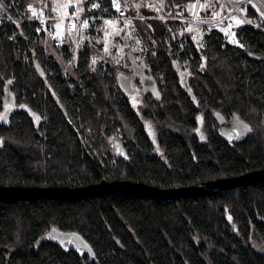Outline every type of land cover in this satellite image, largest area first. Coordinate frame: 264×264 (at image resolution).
<instances>
[{
	"label": "trees",
	"instance_id": "1",
	"mask_svg": "<svg viewBox=\"0 0 264 264\" xmlns=\"http://www.w3.org/2000/svg\"><path fill=\"white\" fill-rule=\"evenodd\" d=\"M122 1L130 14H154L137 0ZM195 1L162 0L176 15H187ZM28 6L2 0L1 8L24 20ZM248 17L259 23L251 7ZM135 22L149 45L138 66L156 86L140 108L149 127L115 69L92 66L87 44L67 75L38 23L0 21V112L10 107L0 120V185L107 179L172 188L264 168V32L245 23L232 34L225 26L159 20L152 33L143 19ZM89 29L84 42L96 33ZM61 55L72 60L69 44ZM237 121L248 126L245 136ZM72 235L81 246L70 245ZM252 235L264 245V179L168 200L131 193L0 200V264H264Z\"/></svg>",
	"mask_w": 264,
	"mask_h": 264
},
{
	"label": "rangeland",
	"instance_id": "2",
	"mask_svg": "<svg viewBox=\"0 0 264 264\" xmlns=\"http://www.w3.org/2000/svg\"><path fill=\"white\" fill-rule=\"evenodd\" d=\"M85 3L86 0H29L28 8L31 10V13L42 10L58 17V20L54 22V35L55 37L58 36L66 41L69 40V46L73 53L72 60L69 62L65 61L61 55V48L52 47L54 39L50 37L47 38L46 45L49 49L48 53L53 54L59 61L64 74L71 75L73 73V67L75 65L78 52L84 48L85 44H87L92 51V66L95 67L98 63H102L108 64L115 69L118 85L129 96L132 104L141 116L140 108L145 105L144 94L149 92L150 89L135 81V78L139 76L136 68H138V64L143 61L144 54L149 50V45L143 34L139 31L138 24L135 21L122 23L115 21H103L95 26V34H87L86 42H84V38L82 36V28H79V30L76 31L75 40L70 39L80 22L75 23L70 29L68 28L66 17H69L70 15H74L76 17L79 14H82L85 10ZM137 3L140 8L145 7L148 10L152 9L153 11L157 4H163L162 0H137ZM224 8H227L228 11L230 9V5L227 0H208L206 5L201 3L202 12L204 9H210L212 11V13L206 15L220 16L222 15L221 12ZM0 10L5 11V9L1 7ZM135 16L146 22L149 32L153 33L155 31L154 25L159 20L155 19L153 15L142 16L136 14ZM144 17L148 18L145 19ZM256 19H258V16ZM84 29L88 31V27H84ZM172 34L175 35L173 31ZM192 35L195 37L194 40L199 46L201 43L202 33L198 30L193 32ZM66 41L64 42L66 43ZM105 48H107V51H105ZM93 60H95V63H93ZM9 112L10 107H7L2 113L0 112V120L7 121ZM141 118L146 126L149 127V122L142 116ZM236 123L239 124L240 128H242L243 132L241 136H245L249 132L248 126L239 121ZM152 129L155 133L154 128ZM46 238L47 236H44V239ZM67 241L71 246L82 245L80 242H76L77 237L74 235L69 236ZM252 243L257 250H264L263 243L258 239V237H254V235H252Z\"/></svg>",
	"mask_w": 264,
	"mask_h": 264
},
{
	"label": "built area",
	"instance_id": "3",
	"mask_svg": "<svg viewBox=\"0 0 264 264\" xmlns=\"http://www.w3.org/2000/svg\"><path fill=\"white\" fill-rule=\"evenodd\" d=\"M264 7V0H260ZM230 5L229 11L220 16L204 15L201 9L200 0H196L191 11L187 15H176L173 8L169 4H157L154 8L153 17L160 21L182 22L198 28H218L225 26L227 30L235 34L240 23H245L251 27L264 32V16L261 15L252 4L247 0H227ZM251 7L258 16L259 24L255 25L248 17V9ZM139 17L128 13L126 6L122 0H86L85 13L81 16L70 15L67 17L69 27L77 22L89 26H97L103 21L134 22ZM145 19L148 17H144ZM57 20L51 14L40 11H35L29 18L19 20L6 11L0 10V21L20 26L22 24L38 23V30L44 33L47 38L54 39V43L58 48L65 46L63 39L54 35V22Z\"/></svg>",
	"mask_w": 264,
	"mask_h": 264
},
{
	"label": "water",
	"instance_id": "4",
	"mask_svg": "<svg viewBox=\"0 0 264 264\" xmlns=\"http://www.w3.org/2000/svg\"><path fill=\"white\" fill-rule=\"evenodd\" d=\"M84 38V33H83ZM145 65L136 68L141 81L146 88L154 91V81L144 73ZM226 134L230 139L232 135V122L225 124ZM264 179V168L245 172L231 177L217 178L212 181L181 187H160L145 182H133L131 180H107L85 186H24V185H0V200H33V199H68L77 197H93L110 193H131L141 197H152L168 200L177 197L198 196L209 194L217 189L237 188Z\"/></svg>",
	"mask_w": 264,
	"mask_h": 264
},
{
	"label": "crops",
	"instance_id": "5",
	"mask_svg": "<svg viewBox=\"0 0 264 264\" xmlns=\"http://www.w3.org/2000/svg\"><path fill=\"white\" fill-rule=\"evenodd\" d=\"M84 12H85V10H84ZM83 12V13H84ZM83 13L82 14H79L78 16H81V15H83ZM51 15H53V14H51ZM54 16V15H53ZM54 17H56V16H54ZM57 18V20H58V17H56ZM67 18V17H66ZM60 19H62V18H60ZM84 25L82 24V23H79L78 24V27L76 28V30H74V33L72 34V38H70V39H74L75 40V33H76V31L77 30H79V28H82V35H83V33H84V39H85V32H86V30L84 29ZM87 27H88V30L90 31V29H89V27H91V26H89V25H87ZM68 28H72V27H69L68 26ZM61 39H63V38H61ZM64 40V39H63ZM64 41H66V40H64ZM66 44H70V42H69V40H67L66 41Z\"/></svg>",
	"mask_w": 264,
	"mask_h": 264
},
{
	"label": "bare ground",
	"instance_id": "6",
	"mask_svg": "<svg viewBox=\"0 0 264 264\" xmlns=\"http://www.w3.org/2000/svg\"><path fill=\"white\" fill-rule=\"evenodd\" d=\"M250 4L254 6V8L264 16V7L260 0H247Z\"/></svg>",
	"mask_w": 264,
	"mask_h": 264
},
{
	"label": "snow or ice",
	"instance_id": "7",
	"mask_svg": "<svg viewBox=\"0 0 264 264\" xmlns=\"http://www.w3.org/2000/svg\"><path fill=\"white\" fill-rule=\"evenodd\" d=\"M0 7H2V0H0ZM137 7H139V5H137ZM193 7H195V5H193ZM84 26L87 27L86 22H85ZM191 30H193V29H190V31H191ZM194 39H195V37H194ZM105 51H107V48H105ZM93 63H95V60H93ZM37 119H38V118H37Z\"/></svg>",
	"mask_w": 264,
	"mask_h": 264
}]
</instances>
